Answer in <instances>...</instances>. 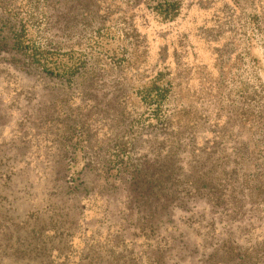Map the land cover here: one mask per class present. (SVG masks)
I'll use <instances>...</instances> for the list:
<instances>
[{"label":"rangeland","instance_id":"374dc122","mask_svg":"<svg viewBox=\"0 0 264 264\" xmlns=\"http://www.w3.org/2000/svg\"><path fill=\"white\" fill-rule=\"evenodd\" d=\"M99 191L168 264H264V0H0V264H79Z\"/></svg>","mask_w":264,"mask_h":264},{"label":"crops","instance_id":"0c3cea01","mask_svg":"<svg viewBox=\"0 0 264 264\" xmlns=\"http://www.w3.org/2000/svg\"><path fill=\"white\" fill-rule=\"evenodd\" d=\"M104 184L101 183V189ZM111 194V193H110ZM95 196L86 197L87 216L85 218L84 240L80 235L70 247L71 250L83 251L84 256L79 257V264H89L90 261H100V264H168L173 258L170 255L172 248L164 245L158 252L157 240L151 236L152 231L149 222L142 226L140 223H133L132 214L121 210L119 204L104 191H99L101 213L93 211L95 207ZM91 209V211L89 210ZM96 208V207H95ZM87 238V240H86ZM158 253L161 258L158 257ZM74 257H78L76 254ZM73 257V258H74ZM77 261V260H76ZM162 261V262H160ZM160 262V263H158ZM77 264V263H74Z\"/></svg>","mask_w":264,"mask_h":264},{"label":"trees","instance_id":"16d2710c","mask_svg":"<svg viewBox=\"0 0 264 264\" xmlns=\"http://www.w3.org/2000/svg\"><path fill=\"white\" fill-rule=\"evenodd\" d=\"M138 223H140V225H142V226L146 225L148 223L147 217L145 215H144V217L142 216V219L140 221H138ZM157 246H158V252H160L161 251L160 249L163 247L161 246V244H159V242H157ZM159 254H162V253H158V257L161 258V255H159ZM160 262H162V261H160ZM160 262H158V263H160Z\"/></svg>","mask_w":264,"mask_h":264}]
</instances>
